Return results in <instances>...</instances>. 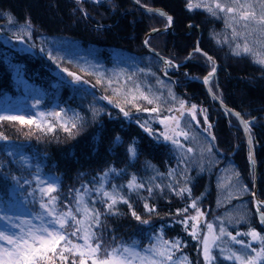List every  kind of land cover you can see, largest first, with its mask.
Returning a JSON list of instances; mask_svg holds the SVG:
<instances>
[{"label":"trees","instance_id":"obj_1","mask_svg":"<svg viewBox=\"0 0 264 264\" xmlns=\"http://www.w3.org/2000/svg\"><path fill=\"white\" fill-rule=\"evenodd\" d=\"M142 1L145 4L160 6L174 17L175 22L171 32H159L150 36L164 45L160 43L159 48L153 45L154 48L160 54L169 55L168 57L175 63H183L195 48L197 41H199L200 48L213 55L220 63L217 76L210 83L214 93L227 106L242 113L246 120L255 117V121L251 125V133L259 163L260 185L258 194L264 200V67L254 64L247 56H236L229 52V44L216 43L212 33H220L222 38V33L226 31L223 19L212 17L204 9H198L194 12L187 11L185 7L186 0ZM86 6L94 11H88V13L86 12L87 15H84L85 12L82 9ZM5 13H10L22 24L26 17H30L33 28L29 37L32 41L34 40V46L32 50L18 48L13 46L14 44L10 47V44H5V41L0 38V97L8 94L14 95L18 89L17 83H15L13 65L18 67L17 71L25 66L28 72L26 77L24 76L26 81L28 83H40V81L44 82L45 80L48 83L47 102L52 104L53 102L50 100V97H52L51 99L57 98L59 102L67 103L68 108L78 111L79 115L83 117V125L78 133L71 137L64 131H54L51 134H41L42 138L39 135L33 136L31 139L25 136L27 130L25 125L22 126L18 122L7 121L0 123V132L8 137V140H0L1 195L12 199L9 194L12 185L11 179L18 175V160L21 158V149L17 145H28L33 139L38 140H35L32 149L27 148V153L36 154L40 164L46 161L47 170L54 178H58L59 206L62 210H66V204H72L74 190L77 189L81 179L83 180L82 184H87L84 180H88V186L92 187L96 182L94 178L101 175L109 167L120 170L123 165L134 166L135 170L141 173L145 160L158 165L165 172L169 166H174L173 158H179V153H173L171 150L170 154V143L149 136L137 123L143 117L149 116L150 113L137 112L135 109H131L130 116L125 117L120 109L110 105L106 111L94 117L92 110L87 106L91 103L89 97L84 100V95L79 92L70 95L71 85L64 80H56L58 79L56 73L62 72V69H64L62 68L64 61L59 64L57 58L52 59L51 49L47 46L45 48L46 55L41 52L42 41L50 34L64 33L72 37L73 40H77L81 46L95 45L102 48L105 58L111 49L116 48L139 55V53L147 52L143 40L149 30L155 24L166 25L162 21L166 18L155 13H147L137 6L135 7L131 0H108L100 4L88 0H81V3H77V0H0V21L3 20L4 22L5 19L2 16ZM2 23L0 27L5 24L2 25ZM190 24L195 25V27L189 28ZM29 42V40L26 41V43ZM52 64L62 69H56V73H54L51 69ZM210 68L211 65L206 62L205 58L197 53L192 58L187 59L183 66H179L177 72L170 73L172 79L165 76L163 71L161 77L167 78L171 85L176 87L180 98L187 101L189 106L195 104L198 108L207 109L208 118L212 124V135L215 137V140H210L213 143L212 151L222 157L223 162L224 160L233 162L239 173H241L243 181L253 192L255 167H252L249 161L250 150L247 146L243 128L235 116L230 115L226 109L217 105L209 97L206 86L201 81ZM40 77L42 80H40ZM54 80L56 81L54 82ZM19 87L23 88V86ZM55 87L61 89L59 96H55L51 91V89L54 91ZM80 99H82L81 102ZM96 101L97 99L94 100V102ZM95 105L97 106L98 103H95L94 107ZM195 125L198 126L196 122ZM189 129L193 135L192 127L189 126ZM117 136L120 137L119 143L115 139ZM133 142L136 144L137 155L135 159H130L127 147ZM187 144V146L196 148L194 149L197 150L196 152H200L201 147L192 142ZM8 147L16 154L11 153L8 155ZM204 155H206V152L203 153L202 157ZM199 165L200 162H197V168L195 169H199ZM202 167L208 173L201 175L199 181L195 182L196 193H200L202 188H205L204 181L206 179L209 181L214 179V174L211 173L214 170L213 164L205 162ZM195 169L190 168L188 173L196 174ZM22 170L27 175L29 174L28 169L22 168ZM121 177L112 174L109 178V186L115 183L116 180L122 182ZM31 178L29 179L32 180ZM70 190L73 191V195H69ZM123 191L127 193L125 188ZM143 196L146 195L143 193ZM131 198L133 209L142 219L149 220V223L142 224L137 221L131 215L128 206L124 204L123 207L117 208L118 215L106 217L104 221L106 222V228L103 235L106 245L113 243V237H115V240H122V242L127 240L136 242L139 238L144 239L148 228L156 227L168 221L175 222L178 227L176 210L187 203V200L180 196L169 197L168 194L162 193L156 199L146 196L149 204H154L156 209L155 213L149 214L144 210V201L141 202L137 194L133 193ZM213 200L214 196L211 195L207 206L203 207L205 211L209 208L212 209ZM31 205L33 209L38 208L36 202ZM251 205L253 208L252 201ZM254 216L256 219L255 226L258 225V228L264 234V226L259 223L255 211ZM177 227H165V229L176 234L181 232L180 225ZM188 234V232L182 231L181 237L187 235L186 239L190 240ZM196 245L197 243L188 245L189 247L193 246L192 249L190 248L187 251L191 259L199 257ZM76 259L77 264H79L80 258L77 257ZM71 261L72 257L69 256L68 264H71ZM198 262L199 260L196 264H199ZM56 264L59 263L56 262ZM88 264H91V260Z\"/></svg>","mask_w":264,"mask_h":264},{"label":"snow or ice","instance_id":"obj_2","mask_svg":"<svg viewBox=\"0 0 264 264\" xmlns=\"http://www.w3.org/2000/svg\"><path fill=\"white\" fill-rule=\"evenodd\" d=\"M95 2L99 3V0H95ZM135 2L139 4L140 0H135ZM77 3H81V0H77ZM144 7L148 12L166 18L167 24L165 27H171L173 23L171 15L159 9ZM185 7L189 12L204 9L212 17L224 19L227 34L221 38L220 33H212L216 43H227L234 55L250 56L254 64L264 67V0H186ZM4 15H7L10 24L15 23V17L10 13ZM84 15H87V13H84ZM250 25H255V28L250 29ZM192 27H195V25L190 24L189 28ZM32 28L30 17H26L21 27V35H18L17 39H23L25 35L30 36ZM152 31L156 32L159 29H152ZM254 34H258L260 37L254 42L258 45L259 50H254L249 44V38ZM144 43L147 45L148 41L145 40ZM197 53L201 54L206 62L211 65V70L203 77V83L208 85L216 73L215 59L200 48L199 41H197L195 48L186 59L192 58ZM51 58L56 59L55 56ZM163 64L165 68L161 71L164 72L165 76L168 74L167 69L179 67L174 61L167 58L163 59ZM64 71L68 72L67 69H64ZM137 71L143 73L145 70L138 69ZM148 71L154 75L150 69ZM68 75L77 82L82 80V77L74 72H68ZM96 83L104 86L106 91L110 90L112 96L122 98L123 106L119 99L113 100L107 95L102 97L108 100L109 103H114L125 117L130 116L132 108L137 112L150 113V120L137 121V123L149 136L170 143L179 153L180 164L186 165L192 159L194 149L191 146H186L184 141L193 139V137L184 118L187 115L199 125L197 105L192 104L189 106L187 101L178 98L163 80L157 79L158 85L167 88V98H164L163 93L153 91L150 85L143 86L136 79V73H125L123 79L119 74H116L115 78L100 75ZM209 91L211 92V88H209ZM213 95L215 97L214 93ZM215 98L219 99V97ZM165 104H171L172 106L165 107ZM144 105H151V107ZM126 107L129 110H126ZM199 111L203 114L206 125L204 131L212 137V140H215L211 133L212 124L208 122L207 110L199 109ZM226 111L237 118L251 145V125L254 123L255 117L246 120L240 112L227 109ZM99 112L100 110L92 109L94 117L98 116ZM46 115L55 117L58 123H50L47 120L38 121L35 118L26 119L21 115L10 114H0V123L7 121L18 122L22 126L28 125L30 126L29 134H31V126H34L36 130L45 132H53L56 127H59L70 137L77 134L83 125V117L75 112L71 116L63 109L55 113H40L42 118ZM151 119H156L159 124L163 125V131L153 130L150 126ZM115 139L117 143L120 142L119 136ZM0 140H8V137L0 132ZM200 152L202 155L205 152L211 153L212 145L209 144L207 148H201ZM127 153L130 159H135L137 148L134 142L128 145ZM249 161L254 162L251 150L249 151ZM24 163L27 165V161H24ZM149 167L152 166L149 165ZM177 172L178 169H169L167 175L171 180L167 185L162 186L154 183L156 176L149 178L147 182H143L133 174L127 185L117 186L112 184L111 190H109L105 185L109 182L110 176L120 174L116 168L109 167L101 175L94 178L96 182L92 187L84 184L81 188L75 189L72 204H66V210H62L59 206L58 178L50 180L39 174V170H37V174L32 177L36 187L29 192V195L38 194L39 206L42 211L36 214L34 219L39 223H33V218L29 217H12L7 212L0 214V221L4 222L3 226L0 227V264H56L57 260L62 261L63 264H68L69 256L72 257L71 264H77V257L80 258L79 264H88L89 260H91V264H191L188 257L182 254L183 242L180 239H164L162 230L153 238L154 242L144 248L143 252L135 247L134 242L117 243L115 237H113L111 245H106L104 242L103 233L106 225L102 217L118 215L117 205L121 203L128 206L131 215L137 221L142 224L149 223V220L142 219L137 214L129 202L128 196L123 194L125 187L129 194H139L140 190L146 189L148 197H151L156 190L163 192L165 188L177 196L183 197L187 194L188 197H191V187H189L191 180L187 175V169L179 173L183 181L182 184L181 180L176 178ZM157 175L163 174L157 173ZM235 176L238 177L239 173H235ZM12 180L19 184L18 177H12ZM24 183L31 184L32 181L25 180ZM229 188V200L239 198L240 195L249 191L247 185L235 186L230 184ZM233 192H235V196H233ZM93 193H95L94 196ZM69 195H73L72 190L69 191ZM251 195L255 214L259 223L264 226V200H259L255 192H252ZM141 198L144 200V210L149 214L155 213V205H150L148 198ZM89 199L91 204H89ZM199 199V197L192 199L188 206L177 209L175 215L182 217L178 223L184 225L185 231L189 232L193 239L199 240L203 264H215L216 256L213 255V252L216 250L219 251L223 259L232 261L233 264H261V262H264V235L253 228L251 224L248 225L247 231H236L235 235L228 231L227 225L240 224L246 221L247 214L235 218L229 217L227 221L217 218L220 220L218 226L206 222L207 231L201 236L200 222L205 213L198 207ZM97 202L104 207L103 213L95 207ZM189 209H195L196 215H187ZM190 221H192L191 225H189ZM241 237L249 239L245 241ZM253 242L259 243V251L253 247ZM230 244L239 245L240 247L233 250L229 246ZM249 250L254 255L249 254ZM177 253L181 254L177 256Z\"/></svg>","mask_w":264,"mask_h":264},{"label":"rangeland","instance_id":"obj_3","mask_svg":"<svg viewBox=\"0 0 264 264\" xmlns=\"http://www.w3.org/2000/svg\"><path fill=\"white\" fill-rule=\"evenodd\" d=\"M140 3L146 6L147 5L153 6V5H150L149 3L145 4L142 0H140ZM82 10L85 13L86 12L88 13V11L89 12L94 11V10L92 11L90 7L88 6L84 7ZM2 18H4L5 20L4 22L3 20H1L0 24L2 22H3L2 25L4 23L5 24L2 27H0L1 40H4L5 44H10L9 45L10 47L14 44L13 46H16L18 48H24V49L28 48L27 50H32L34 46V40L32 41V39L29 36L25 35L23 36V39H17V36L21 35V27L23 24L19 22L16 18H15V23L10 24L8 22L7 15H3ZM162 21H164L167 24L166 19ZM223 22H224V19H223ZM251 26L255 28V25H251ZM160 27H165V24L164 25L163 24L160 25V23L159 25L155 24L152 27V29H156ZM238 30L243 31L244 29H238ZM222 34L225 35L227 33L226 31H224ZM258 39H260L258 34H254L252 37L249 38V44L254 48V50H259L258 45L254 43ZM28 40L30 42L26 43V41ZM147 41H148V44H150L152 47L156 46L157 48H159V44L160 43L162 44V42H159L158 40H156L155 38H151L150 36L149 38H147ZM152 42L153 44H151ZM42 44L43 46H41V49H42L41 52H43L46 55L45 48L47 46L49 49H51L52 56H55L58 59L59 64H61L62 61H64V65L62 68L67 69L68 72H74L77 75L82 77V80L77 82L73 79V77H70L68 75V72H65L64 69L52 64L51 69L54 73H56L55 71L56 69H62V72L56 73V76L58 78L56 80H62V81L64 80L71 85L69 89V93L71 92L70 95L74 94L75 92H79L80 94L84 95V98H83L84 100L85 98L89 97L91 100V103L88 104L87 106L91 110L96 107L95 109L100 110L99 114H102L104 111H106L108 106L110 105L115 106L114 103H109L108 100H105L102 98L106 95L110 96V98H112L113 100L119 99L120 103L123 106L122 98H117V97L112 96L110 90L106 91L104 86L97 85L96 83L97 78L100 75L115 78L116 74H119L121 79H123L125 73L127 74L136 73V79L139 82H141L143 86L150 85L153 91H156L157 93H163L164 98H167V88L163 87L162 89H160L156 86L155 81H157V79H160V80H163L165 84L172 89V92L178 98H180V94L178 93L176 87H173L171 83L165 77L160 76L162 73L161 69H164L165 66L162 60H160L155 54H152V53L149 54L148 52H145V53H139V55H137V54L130 53L128 51L126 52L122 49L116 48V49H111V51L109 52V54L106 55V58H105L103 56L102 48L95 46V45L94 46H81L77 40L75 39L73 40L72 37H69L67 36V34H64V33L63 34L61 33L50 34L44 41H42ZM228 49H229V52L232 53L231 47H229ZM160 55H162V53ZM163 56L167 58V56L165 55ZM247 57L252 60L250 56H247ZM138 69H144L145 71L143 73H140L137 71ZM149 69L151 70V73H154V75L149 73L148 71ZM17 70H18V67L16 65H13L15 83H17L18 89L14 95L8 94L4 97H0V114L21 115V116H24L26 119L35 118L38 121L47 120L50 123H58L55 117L46 115L45 117L42 118L40 116V113H45V114L55 113V112H60L61 109L65 110V112H67L69 116H71L74 112L78 113V111L76 110L73 111L72 109L68 108L66 105L67 103H64L61 101L59 102L57 98L51 99L52 97H50L51 102H53L52 104L47 102L48 96L46 92L48 91L47 90L48 83L45 82V80L44 82L40 81L42 80L41 77H40V80H37V81H40V83H33V82L28 83L26 79L24 78V76L26 77L28 73L27 68L25 66H22L20 71H17ZM56 80H54V82ZM19 86H23V88ZM51 91L53 92L55 96H59L61 94V89H59L58 87H55L54 91L53 89H51ZM96 99L97 101L94 102V100ZM81 100L82 99H80V102ZM37 101H39V103H37ZM95 103H98V105L97 106L95 105L94 107ZM144 106L149 107L151 105H144ZM164 106L170 107L172 105L165 104ZM199 109H202V108L197 107V119L200 121L198 126H196L195 122H193V120H191L190 117H188L187 115L184 118V120L188 124V127L191 126L192 131L194 133L192 135L193 139L184 141V143L187 146L188 145L187 143L190 144V142H192L198 147L207 148L209 144L213 146V143L210 141L212 140V137L209 136L208 133L204 131V128L206 127V125L204 126L205 123L203 119V114L200 113ZM126 110H129V108L126 107ZM164 114H167V113H164ZM207 117H208V111H207ZM146 120H150V115L143 117L140 121L143 122ZM208 122L211 123L209 118H208ZM150 126L152 127L153 130H155V128L158 127V129L156 130H159V131H163V127H164L163 125L159 124V122L156 119H151ZM25 127H27L25 136L31 139L33 136H39V135H40V138H42L41 134L43 133L51 134V133H54V131H63L61 128L56 127V129L53 132H45V131L36 130L34 126H31V134H29L30 126L25 125ZM211 133H213V130H211ZM157 135H158V131H157ZM35 140H38V139H35ZM35 140L33 139L31 142H29L28 145H25V144L17 145V147L21 149V152H20L21 158L20 160H18L19 161V171H17L18 175L16 176L19 178V184H17L15 181L11 179L12 185L10 187L9 194L11 195L12 199H8L9 197L7 196L5 198L3 195L0 194V214H2L3 212H7V214L12 217H21V218L29 217V218H33V223H39V221L35 220L34 217L36 214L40 213L42 210L39 206L38 194L29 195V192H31L36 187L35 181L30 180L29 178L37 174V170H39V174H41L43 177L49 178L50 180H55L56 178H54L52 174L49 172V170H47L48 166L45 165L46 161L40 164L38 160V156L36 154L27 153V150H28L27 148L32 149L34 147ZM214 144H215V141H214ZM171 146L172 145L169 144L170 154H171V150L173 151V153H177V151L173 148V146L172 147ZM193 149H196V148H193ZM7 150H8L7 152L8 155H10L11 153H14L12 150H9V147ZM220 150L222 151L221 148ZM196 151L197 150H194V153L192 154V159H190L186 165L180 164L179 158L174 157L173 158L175 162L173 164L174 166L173 167L169 166L166 172L162 170L158 165L156 164L154 165L149 160H145L144 164L142 165L143 171L141 173L137 172L134 166L130 167V166L123 165L122 169L118 170L120 174L117 175V177L122 176L121 177L122 182L120 180L118 181L116 180V182L113 184L117 186L127 185L128 181L131 179V176L135 174L137 178L143 182H147L149 178L156 176L154 183L160 184L162 186L167 185L171 180V178L168 177L167 175L169 169H178L176 178L178 180H181V184H182L183 181L179 173L181 171H184L185 169H187V173H188L190 168L192 169L197 168V162H200L199 169H195L197 171L196 174H190V173L187 174L191 180L189 184V187H191V197H188L187 194H185V196L183 197L187 200L186 201L187 203L180 208V209H183L186 206H188L191 203L192 199L196 197L200 198L198 201V207L200 208L201 211L205 213L204 218L200 222V235L202 236L203 233L207 231L206 222H211L214 225L218 226L220 223V220H218L217 218L227 221L229 217L235 218L239 215H244V214H247V220L244 222H241L240 224L233 223V224L227 225L228 231L232 232L233 235H235L236 231H241V232L247 231L248 225L251 224L253 228H255L258 232L264 235L263 232L260 231V229L258 228V225L255 226L256 219L254 216V207L252 208L251 200H250L252 198V195H251L252 189H250V187L243 181L241 173H239L237 167L233 164V162H229L227 160H224L223 162L222 161L223 158L215 154V152L213 151L209 153V155L206 152L207 156L204 155L203 157L199 151L198 152ZM24 161H27V165L24 163ZM205 162H211L213 164L214 170L211 173L214 174V179L211 180L213 182L206 179L204 181L205 188H202L200 193H196L195 192L196 187L194 186L195 182L199 181V179L201 178V175H204V173H208L204 171L202 167V164H204ZM149 165H151L152 167H149ZM22 168L25 170L28 169L29 174L27 175L22 170ZM157 173H160L163 175L158 176ZM235 173H239V176L236 177ZM25 180L32 181V183L25 184L24 183ZM84 181L87 182L88 184V180H84ZM82 182L83 180L81 179V182L79 183L77 189L81 188V186L84 185L82 184ZM109 184L110 183L108 182L105 185V187L111 190V186H109ZM230 184L235 185V186L247 185L249 191L240 195L239 198H233L229 200L228 193L230 190L229 188ZM125 189L127 191L126 187ZM143 193L148 197V193L146 189L140 190L139 194L135 193L139 196L138 199H141V202L144 201L141 198V197H144ZM161 193L168 194L169 197L177 196L174 193L170 192L167 188H165L163 192H160L159 190L154 191L151 197H153V199H156L160 196ZM123 194L128 196L129 202L131 203L132 202L131 195L133 193L129 194L128 192L126 193L125 191H123ZM94 195L95 193H93V196ZM211 195L214 196V200L212 202L213 203L212 209L209 208V210L205 211L203 207L207 206L208 201L211 198ZM233 196H235V192H233ZM35 202L38 204L37 209L36 208L33 209L31 205V204H34ZM89 204H91L90 199H89ZM123 205L124 204L121 203L117 205V208L123 207ZM95 207L99 209L102 213L104 212V207L99 202L96 203ZM187 215L195 216L196 215L195 209H189V212L187 213ZM109 216H112V215H109ZM109 216H106V217L108 218ZM106 217H102V219L105 221ZM180 219H182V217L177 216V220L179 221ZM3 223H4L3 221H0V227L3 226ZM191 223L192 221L189 222V225H191ZM179 225H180L181 232L176 233V234L173 233V231L171 232L165 229V227H170V228L177 227L175 225V222L173 221H168L166 223L159 224L156 227L148 228L146 237L144 239L139 238L137 239L136 242H134L135 247L141 252H143L144 248L148 247L151 243H153L154 242L153 238L156 235H158L162 230L164 239H167V240L180 239L183 242L184 246L182 247V254L188 257L189 261H191V264H196L198 260H199L198 262L199 264H203V257L200 251L199 240L193 239L189 234L188 235H189L190 240L186 239V237H188L187 235L186 237L184 236L181 237L182 231L183 232H186V231H185L184 225H182L181 223H178V227ZM241 238L245 239V241L249 239L247 237H241ZM115 242L119 243V242H122V240H115ZM125 243H133V242L127 240ZM191 243H197L196 248L198 249L199 257L196 259H193V258L191 259L189 252H187L188 249L193 248V246L191 247L188 246V245H191ZM229 246H231L233 250H237L240 247L239 245H235V244H230ZM253 247H255L257 251H259L260 245L257 242H253ZM180 254L181 253H177V256H179ZM249 254L254 255L253 253L250 252V250H249ZM213 255L216 256L215 264H233L232 261L223 259V257L220 255L218 250L214 251ZM57 262L59 264L63 263L60 260H57ZM261 264H264V262H261Z\"/></svg>","mask_w":264,"mask_h":264},{"label":"water","instance_id":"obj_4","mask_svg":"<svg viewBox=\"0 0 264 264\" xmlns=\"http://www.w3.org/2000/svg\"><path fill=\"white\" fill-rule=\"evenodd\" d=\"M88 1H90V2H94V3H97V2H95V0H88ZM103 1H107V0H99V3H97V4H100V3H103ZM132 2H133V4L135 5V6H137L138 8H140L141 10H143V11H145V12H148L147 10H146V8L144 7V6H146V5H143V4H141V3H139V4H137L136 2H135V0H131ZM147 7L148 8H154V9H159V10H161V11H163V12H165V13H167L168 15H171V14H169L164 8H162V7H154V6H148L147 5ZM172 17H173V15H171ZM174 17H173V23H172V25H171V27H160V28H156V29H159V31H156V32H153L152 31V29L151 30H149V32H148V34L146 35V38H144L145 40H147V38H149V36H153V35H156V34H158L159 32H168V31H170L171 32V30L173 29V26H174ZM145 40H143V44H144V47L146 48V50H147V52L148 53H152V54H155V55H157V56H159L160 58L162 57L163 59L165 58L163 55H160V53L154 48V47H152L150 44H145L144 42H145ZM202 49V48H201ZM203 50V49H202ZM204 51V50H203ZM204 52H207V51H204ZM208 53V52H207ZM208 55H210V56H212L213 57V55H211L210 53H208ZM214 59H215V57H213ZM187 61V59H185L184 61H183V63L184 62H186ZM215 62H216V73H215V75H217V71H218V69L220 68V63H218V61H217V59H215ZM183 63H176L177 65H179V66H183ZM169 71V69H167V72ZM208 74V73H207ZM206 74V75H207ZM214 75V76H215ZM201 81L203 82V79H201ZM204 86H206V89H207V92H208V94H209V97H211V99L215 102V103H217V105H219L220 107H223L224 109H227V110H232V111H235V112H239L238 110H236V109H234V108H232V107H230V106H227L222 100H221V98L219 97V96H217L215 93H214V91L212 90V87L208 84V85H204ZM209 88H211V92L209 91ZM213 93L215 94V97H219V99H217V98H215L214 97V95H213ZM221 101H222V103H221ZM241 115H242V113H241ZM243 116V115H242ZM244 119H245V117H243ZM241 126V125H240ZM242 127V126H241ZM243 128V127H242ZM243 133H244V136H245V139L247 140V146H248V149L249 150H251V152H252V154H253V157H254V162H251V166L252 167H255L254 168V172H255V177H254V187H253V192H255V194H256V197L259 199V200H263V199H261L260 197H259V194H258V191H259V185H260V183H259V174H260V172H259V163H258V161H257V157H256V150H255V146H254V139L252 138V143H251V145L249 144V142H248V138H247V134L245 133V131H244V129H243ZM251 136H252V133H251Z\"/></svg>","mask_w":264,"mask_h":264},{"label":"flooded vegetation","instance_id":"obj_5","mask_svg":"<svg viewBox=\"0 0 264 264\" xmlns=\"http://www.w3.org/2000/svg\"><path fill=\"white\" fill-rule=\"evenodd\" d=\"M162 55H163V54H162ZM165 56H166V55H165ZM167 58L171 59V58L168 57V56H167ZM159 59L162 60V62H163V59H162V58L159 57ZM171 60H172V59H171ZM172 61H173V60H172ZM175 64H176V63H175ZM164 66H165V65H164ZM164 68H165V67H164ZM178 70H179V67L169 68V71H168V74H167L168 78H169V79H172L173 77L170 76V73H172V72H174V71L177 72ZM217 72H218V71H217ZM166 79H167V78H166ZM175 80H176V79H175Z\"/></svg>","mask_w":264,"mask_h":264},{"label":"bare ground","instance_id":"obj_6","mask_svg":"<svg viewBox=\"0 0 264 264\" xmlns=\"http://www.w3.org/2000/svg\"><path fill=\"white\" fill-rule=\"evenodd\" d=\"M252 28H253V27L250 25V29H252ZM171 31H172V30H171ZM161 58H162V57H161ZM162 59H163V58H162ZM219 66H220V65H219ZM160 76H161V75H160ZM215 76H217V75H215ZM215 76H214L213 78H215ZM213 78H212V79H213ZM212 79H211V81H212ZM211 81H210V82H211ZM155 83H156V86H157L158 88H160V89L163 88V87H161L160 85L157 84V81H155ZM203 84H204V83H203ZM204 85H205V84H204ZM250 200L253 201V198H251Z\"/></svg>","mask_w":264,"mask_h":264}]
</instances>
